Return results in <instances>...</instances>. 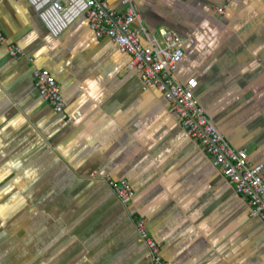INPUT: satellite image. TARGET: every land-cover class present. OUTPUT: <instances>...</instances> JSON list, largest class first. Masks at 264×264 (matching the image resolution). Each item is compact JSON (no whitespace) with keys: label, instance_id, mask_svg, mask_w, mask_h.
<instances>
[{"label":"crops","instance_id":"crops-1","mask_svg":"<svg viewBox=\"0 0 264 264\" xmlns=\"http://www.w3.org/2000/svg\"><path fill=\"white\" fill-rule=\"evenodd\" d=\"M98 1L122 10L121 0ZM132 1L149 35L192 39L178 79H196L207 116L264 169V0ZM0 35L24 53L0 44L3 260L30 264L48 233L56 264H151L135 229L144 219L171 264H264V223L85 17L53 38L26 0H0ZM34 69L55 80L61 114L34 89ZM104 177L125 180L132 201L114 199Z\"/></svg>","mask_w":264,"mask_h":264},{"label":"built area","instance_id":"built-area-1","mask_svg":"<svg viewBox=\"0 0 264 264\" xmlns=\"http://www.w3.org/2000/svg\"><path fill=\"white\" fill-rule=\"evenodd\" d=\"M26 1L53 38L61 35L79 17H85L96 39L110 40L119 53L129 58L126 70L139 78L143 89L155 90L163 96L169 115L177 118L185 137L206 154L211 167L246 201L250 216L264 223L263 165H251L247 153L235 149L217 129L195 98L196 79L182 82L176 75L184 46L193 44L191 38L164 29L149 35L132 0H121V11L98 0ZM216 13L222 15L223 8H217ZM0 44L6 46L10 57H24V53L8 44L2 35ZM27 61L33 63L32 59ZM32 78L38 95L56 114H61L63 98L50 73L45 69H34ZM102 181L122 205L132 201L134 192L125 180L104 177ZM135 229L137 241L145 248V257L151 264H171L162 259L159 245L146 230L144 219L136 221Z\"/></svg>","mask_w":264,"mask_h":264},{"label":"rangeland","instance_id":"rangeland-1","mask_svg":"<svg viewBox=\"0 0 264 264\" xmlns=\"http://www.w3.org/2000/svg\"><path fill=\"white\" fill-rule=\"evenodd\" d=\"M109 191L113 195V192L110 189H109ZM114 199H115V196H114ZM10 229H12V228H10ZM21 233H22V231H19L17 233V235L21 236ZM14 235H15V233H14ZM48 237H50V236H48V233H47L45 235V237L39 239V242L37 243V245L39 247V252L38 251L36 253L32 252L31 257H29L27 259L24 258V260H25L24 262L29 261L30 264H56L55 261H53V258H51L50 256H51V253L54 251V249L57 246L53 245L52 241L49 240V239H51V237L50 238H48ZM32 247H34L33 243H31V250L36 251V250L32 249ZM31 250L27 249V251H31ZM5 251H9V249L6 248L5 242L1 243V240H0V252L4 253ZM25 252H26V250H25ZM38 255H39V257H38ZM20 263L23 264L22 262H20ZM0 264H13V261H10V259L9 260L8 259L3 260L1 258V255H0Z\"/></svg>","mask_w":264,"mask_h":264},{"label":"bare ground","instance_id":"bare-ground-1","mask_svg":"<svg viewBox=\"0 0 264 264\" xmlns=\"http://www.w3.org/2000/svg\"><path fill=\"white\" fill-rule=\"evenodd\" d=\"M4 228V227H3ZM34 231V230H33ZM25 263V262H24Z\"/></svg>","mask_w":264,"mask_h":264}]
</instances>
